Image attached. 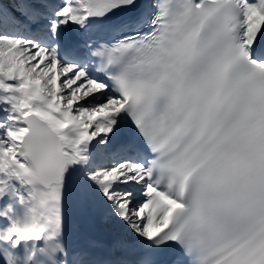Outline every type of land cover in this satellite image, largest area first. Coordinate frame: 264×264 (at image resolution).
I'll list each match as a JSON object with an SVG mask.
<instances>
[{
  "label": "snow or ice",
  "instance_id": "6c2138e0",
  "mask_svg": "<svg viewBox=\"0 0 264 264\" xmlns=\"http://www.w3.org/2000/svg\"><path fill=\"white\" fill-rule=\"evenodd\" d=\"M0 264H264V0L0 3Z\"/></svg>",
  "mask_w": 264,
  "mask_h": 264
},
{
  "label": "bare ground",
  "instance_id": "6f19581e",
  "mask_svg": "<svg viewBox=\"0 0 264 264\" xmlns=\"http://www.w3.org/2000/svg\"><path fill=\"white\" fill-rule=\"evenodd\" d=\"M79 214L76 213V216H78ZM72 216V215H71ZM81 216H79V219H80ZM83 218V217H82ZM76 219V217L74 216V218L70 217L69 221H68V225H67V228H68V238H69V241L70 243H74L75 242V246H82L83 243L85 244H90L91 242H101V239L104 238V239H107L108 238V234H107V237L106 236H103V235H98L97 234V231L100 229V224L99 223H94L96 224L95 226L93 225V227L90 228L91 231H94L92 233V235H87V236H84L82 237L80 235V231H78V229H82L84 227H81V225L78 226V229L76 228L77 226L75 225V223H73V220ZM91 226V225H90ZM73 229H75V233L72 232ZM99 232V231H98ZM88 233V232H87ZM84 234V232H83ZM98 235V236H97ZM101 238V239H99ZM102 243V242H101Z\"/></svg>",
  "mask_w": 264,
  "mask_h": 264
},
{
  "label": "rangeland",
  "instance_id": "374dc122",
  "mask_svg": "<svg viewBox=\"0 0 264 264\" xmlns=\"http://www.w3.org/2000/svg\"><path fill=\"white\" fill-rule=\"evenodd\" d=\"M74 216H76V212H73V214H72V218H74ZM79 216H81V215H79ZM77 217V216H76ZM74 221H78L79 223H75V225L77 226V224H78V226L79 225H81L82 227H84V229L83 230H86V226H87V228H91V227H93V225L95 226L96 224H94L95 222L96 223H99L100 224V229L98 230L100 233H108V230H107V227H106V225H104V224H102V223H100V222H98V221H94V220H91V219H88V218H82V216L80 217V219L77 217L76 219H74L73 220V222ZM91 225V226H90ZM78 226L76 227L77 229H78ZM74 230V229H73ZM79 230H82V229H78V231ZM97 231V232H98ZM88 232V233H87ZM91 233V230L89 229V230H86V231H84V234L82 233V237H84L86 234H90ZM84 235V236H83ZM90 235H92V234H90ZM106 235V234H105ZM83 245V244H82Z\"/></svg>",
  "mask_w": 264,
  "mask_h": 264
},
{
  "label": "trees",
  "instance_id": "16d2710c",
  "mask_svg": "<svg viewBox=\"0 0 264 264\" xmlns=\"http://www.w3.org/2000/svg\"><path fill=\"white\" fill-rule=\"evenodd\" d=\"M0 2L4 5L13 6L17 4L15 0H0Z\"/></svg>",
  "mask_w": 264,
  "mask_h": 264
}]
</instances>
